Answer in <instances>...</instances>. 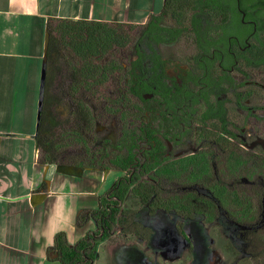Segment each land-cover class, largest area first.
Wrapping results in <instances>:
<instances>
[{
  "label": "flooded vegetation",
  "instance_id": "1",
  "mask_svg": "<svg viewBox=\"0 0 264 264\" xmlns=\"http://www.w3.org/2000/svg\"><path fill=\"white\" fill-rule=\"evenodd\" d=\"M156 16L163 18L149 19L146 38L142 43L137 39L132 54L124 60L114 57V64L129 73L125 82L111 78L110 87L106 82L90 87L117 94L138 91L142 97L131 94L118 103L116 112L128 122L130 132L99 136L97 144L125 150L133 146L135 158L122 167L126 171L207 170L223 158L232 171L234 145L229 141L252 144L248 128L252 122H264V0H165ZM75 68H65L66 76ZM61 72L56 70L55 76ZM67 80L66 88L57 91L60 95L73 86V80ZM74 109L68 96L53 102V118L63 120L60 131L51 122L57 136ZM109 171L120 172L118 179L124 175L119 170L103 172ZM221 219L229 221L224 216L217 221ZM218 254L215 251L213 260Z\"/></svg>",
  "mask_w": 264,
  "mask_h": 264
},
{
  "label": "trees",
  "instance_id": "2",
  "mask_svg": "<svg viewBox=\"0 0 264 264\" xmlns=\"http://www.w3.org/2000/svg\"><path fill=\"white\" fill-rule=\"evenodd\" d=\"M162 18L163 16L153 15L150 21ZM123 27L124 24L111 25L64 19H50L48 23L46 79L41 94L42 107L35 136L40 150L39 165L43 167L57 165L75 170H119L124 173L107 194L99 199L98 209L87 216L83 211L77 217L79 227H84L89 220H93L97 230L88 232L74 245L69 244L65 234H58L55 237L54 244L49 249L50 252L55 253L54 262L95 264L98 246L116 237V230H119L124 237H136L143 242L148 241L151 232L136 221L135 210L124 207L130 195L137 202L148 206L151 214L156 211L173 212L183 219L202 216L207 223H214L224 216L227 220L239 225L240 233H245V237L252 238L251 245L256 246L259 242H264L262 219L264 190L258 191L255 198H247L244 192L240 191V186L237 185V188L232 189L220 178L199 182L198 177L205 171L196 169L126 171L124 169L130 166L135 158L133 146L126 145L125 150L121 147L114 149L106 144L103 146L97 144L95 124L98 118L93 109V102L98 99L106 101L108 98L107 95L97 98L96 92L91 91L90 87L97 83H105L111 78L121 84L125 82L126 75L129 73L126 74L122 65H115L113 61L115 59L109 57L115 46L124 47L127 44L128 36ZM142 28L138 37L139 43L146 38L149 20ZM65 51L72 52L71 54H74L82 65L79 70L74 67L72 76L67 75L73 80L70 91L62 92V95L56 99L49 94V91L54 74L59 69V61L70 60L65 55ZM104 59L105 65L102 64ZM118 73L119 76L116 77ZM131 94L142 98L141 92L121 91L117 94L115 102L118 104ZM66 96L73 100L75 109L66 121L67 127H63L62 132L57 136L50 120L51 107L55 100L62 101ZM88 98L93 101H88ZM125 142H129L128 138ZM71 146L74 147L72 156L69 155ZM146 177L150 182L143 180ZM181 233H183L182 230ZM247 238L243 239V242ZM252 256L255 264H264V250L254 252Z\"/></svg>",
  "mask_w": 264,
  "mask_h": 264
},
{
  "label": "crops",
  "instance_id": "3",
  "mask_svg": "<svg viewBox=\"0 0 264 264\" xmlns=\"http://www.w3.org/2000/svg\"><path fill=\"white\" fill-rule=\"evenodd\" d=\"M164 2L0 0V264H59L47 254L55 237L66 231L55 225L49 233L51 221L66 215L74 228H83L76 220L85 210L77 208L73 192L54 186L61 177L84 179L87 171L39 165L35 140L50 19L143 26ZM159 255L167 264L180 261L169 260L165 252Z\"/></svg>",
  "mask_w": 264,
  "mask_h": 264
},
{
  "label": "rangeland",
  "instance_id": "4",
  "mask_svg": "<svg viewBox=\"0 0 264 264\" xmlns=\"http://www.w3.org/2000/svg\"><path fill=\"white\" fill-rule=\"evenodd\" d=\"M143 26L124 24L123 30L128 36L126 37L127 44L124 47L115 46L109 55L110 59L121 57L124 60L125 57L132 54L134 43L143 30ZM65 53L70 60L62 59L59 61L58 66L62 72L61 75L55 76L54 74L49 91V94L54 97L57 93L60 95V92H57L58 89L62 86L66 88V83H68L67 79L69 78L66 76L68 72L65 71V68L68 69L73 65L79 70L82 65V62L74 57V54H71L72 52L65 51ZM65 62L67 63L65 64ZM104 85L110 87L112 83L106 82ZM94 92L98 95L97 98L102 97V95H107L108 98L106 101L98 99L94 103V112L97 114V118L98 115L102 114L98 119L99 122H96L100 123L97 124L99 131V134L96 133L97 136L103 135L105 138L111 135L110 137L113 138V133H115L119 137L121 131L124 132V135L128 134L130 132L128 122L116 112L120 109L115 102L117 93L113 92L112 89ZM262 114L264 115V113ZM50 118L57 127L56 131H60L59 123L63 122L62 118L58 119L59 122L56 121L52 111ZM248 133L251 135L250 142L252 143H248V146L244 143L237 145L235 142L229 141L234 145L231 149L234 155L232 162L234 169L232 171L226 169L228 162L223 158L213 165H207V170H201L205 173L198 177V181L206 182L213 178H220L226 181L232 189L237 188V185L240 186V191L244 192L247 198H255L258 191L264 190V122H252L248 128ZM246 136L249 138L247 134ZM73 150L74 147L71 146L69 148L70 156L74 154ZM120 176L121 173L117 171L94 170L86 172L85 178L81 180L76 178H67L66 180V178L61 177L54 187L56 190L67 189L69 192H73L77 208L85 210L83 213H86L87 216L98 209L99 198L107 194ZM143 180L149 181L148 178ZM66 183L67 186H65ZM125 203V208L135 210L136 221L151 232L149 245L142 244V241L136 237H124L119 230H116V237L111 241H104L98 246L96 264H119V262L120 264H145L146 261L147 264H167L165 258L159 255L162 252L169 255V260L178 258L180 261L177 264H255L252 253L264 250V242H259L256 246L251 245L252 238L245 237V233H240V227H236L229 221L221 219L215 221L214 224H208L202 216L183 219L173 212L156 211V213L151 214L148 206L137 202L132 195L127 198ZM262 219L264 224V207L262 208ZM55 225L62 231H66L64 233L67 237L69 236L70 239L76 241L82 239L87 232L97 230V225L93 220H89L82 229L74 228L66 215H63L58 222L51 221L49 233L52 232ZM181 230L184 234L181 233ZM246 238L247 240L243 242V239ZM47 239L53 241L51 237L47 236ZM115 241L121 243L115 244ZM147 250H149L148 254ZM215 251L219 254L217 259L213 260ZM40 255L46 257L41 250ZM47 256L51 262H54V252L49 250Z\"/></svg>",
  "mask_w": 264,
  "mask_h": 264
},
{
  "label": "water",
  "instance_id": "5",
  "mask_svg": "<svg viewBox=\"0 0 264 264\" xmlns=\"http://www.w3.org/2000/svg\"><path fill=\"white\" fill-rule=\"evenodd\" d=\"M48 39H49V35L47 33L46 35V42H48ZM46 49H47V43H46ZM44 58H45V62H46V51H45V55H44ZM45 68V67H44ZM45 79H46V72H45V69H43V73H42V87H41V90L43 89V85H44V82H45ZM41 94H42V91H41ZM41 107H42V99L39 103V117H40V110H41ZM39 120V119H38Z\"/></svg>",
  "mask_w": 264,
  "mask_h": 264
}]
</instances>
